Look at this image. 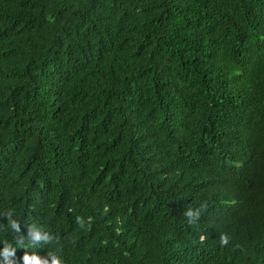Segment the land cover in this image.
Wrapping results in <instances>:
<instances>
[{"label":"trees","instance_id":"16d2710c","mask_svg":"<svg viewBox=\"0 0 264 264\" xmlns=\"http://www.w3.org/2000/svg\"><path fill=\"white\" fill-rule=\"evenodd\" d=\"M8 210L65 264H264V0H0Z\"/></svg>","mask_w":264,"mask_h":264},{"label":"clouds","instance_id":"9594fccd","mask_svg":"<svg viewBox=\"0 0 264 264\" xmlns=\"http://www.w3.org/2000/svg\"><path fill=\"white\" fill-rule=\"evenodd\" d=\"M202 211L203 208L195 210L189 208L184 215L187 217L189 224H193L199 219ZM3 216L6 218L7 224H0V231L7 232L10 229L15 233L13 237L15 244L13 245L7 240L3 241V247H0V264H21V262L22 264H65V261L57 254L49 252L44 256L36 251H29V249H36L41 245L53 243L58 240V237L34 224H24L27 230V234L24 235L21 230V222L14 218L12 210L5 211ZM76 223L82 228L85 227V220L81 216L76 217ZM88 223H91L90 217ZM203 239L202 236L201 240ZM228 241V235L221 234V245L228 244ZM18 248L24 249L21 257L16 255Z\"/></svg>","mask_w":264,"mask_h":264}]
</instances>
